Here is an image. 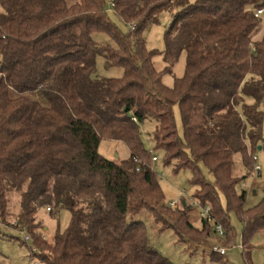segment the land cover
<instances>
[{
    "label": "trees",
    "instance_id": "16d2710c",
    "mask_svg": "<svg viewBox=\"0 0 264 264\" xmlns=\"http://www.w3.org/2000/svg\"><path fill=\"white\" fill-rule=\"evenodd\" d=\"M110 2L0 0V228L28 234L24 243L40 264H172L150 245L144 224L129 219L146 209L192 245L221 224L228 245L235 213L244 223L243 257L252 264V240L264 232V195L249 207L238 189L260 173L253 155L264 143V35L257 40L263 20L255 13L264 0ZM108 6L129 33L111 20ZM163 14L168 72L186 54L185 74L173 87L163 83L145 39ZM98 57L122 67L123 76L99 77ZM147 122L155 125L154 150L164 152V164L192 173L199 207L163 204L142 140ZM103 140L125 143L129 157H104ZM206 207L210 218L200 217ZM41 209L71 214L52 241L41 236ZM210 258L226 264L221 255Z\"/></svg>",
    "mask_w": 264,
    "mask_h": 264
},
{
    "label": "rangeland",
    "instance_id": "374dc122",
    "mask_svg": "<svg viewBox=\"0 0 264 264\" xmlns=\"http://www.w3.org/2000/svg\"><path fill=\"white\" fill-rule=\"evenodd\" d=\"M110 5V0H106ZM108 15L111 20L117 24V26L124 32L129 33L128 28L113 12L112 8L108 6ZM2 9L0 7V13ZM169 24V17L163 14L160 19V23L155 25L145 36L147 49L149 51H156L157 54L154 57V65L158 72L161 73L163 83L168 87H173L175 80L180 79L185 74L186 69V54L185 52L179 57L178 61L171 67V71L168 72V64L164 59L165 52V32ZM264 35V23L261 26V31L257 36V40H260ZM95 41L103 44L114 43L105 34H95ZM124 74L122 67H107L102 57L97 58V75L103 78H121ZM251 102V101H249ZM264 112V103L262 105ZM175 121L179 136L183 138L184 129L180 109L178 105L174 106ZM155 125L147 122L141 127L142 140L145 148L149 154L156 160H151V169L155 173L157 180L159 181L164 193L165 205H171V203H183L187 204L194 202V195L196 193V187L192 185V173L188 169H177L176 164L165 165L164 164V152L154 150L153 132ZM263 137H264V125H263ZM99 152L104 157L110 160L122 161L129 157V151L125 143L112 142L109 140H103L99 147ZM255 165L261 168L260 173L253 172L247 177L238 189L241 193L245 191L247 193V205L249 207L257 205L264 195V143H261L255 151ZM241 162L237 160L238 174H244L243 169L240 167ZM203 168L204 176L207 180L213 182V176L208 173L206 168ZM241 168V171H239ZM224 198L222 202L225 205ZM18 203V198L13 197L12 205L14 208ZM198 210V209H197ZM18 211V206H17ZM199 212V211H198ZM231 224L233 227V242L225 244L227 242V236H220L215 232L213 237L200 245H192L190 243H181L176 237L172 229H162L159 224L156 223L155 218L148 210H142L133 219H129L128 223L142 222L146 228L147 237L150 245L157 251H159L164 257H166L172 264H217L211 260V248L221 247L226 249V254L223 256L226 264H246L243 257L242 250V232L244 229V223L238 218L235 213H231ZM37 219L42 223L43 229L41 236L43 239L52 241L57 231H65L71 222V214L66 210L55 209L54 213H49L46 209H41L37 214ZM30 243L25 244L23 236L20 232L12 229L2 227L0 228V264H30L36 259L31 255L29 250ZM251 262L252 264H264V232L258 233L251 243ZM42 264V263H41Z\"/></svg>",
    "mask_w": 264,
    "mask_h": 264
},
{
    "label": "built area",
    "instance_id": "2783aa9c",
    "mask_svg": "<svg viewBox=\"0 0 264 264\" xmlns=\"http://www.w3.org/2000/svg\"><path fill=\"white\" fill-rule=\"evenodd\" d=\"M255 17L262 19L263 23H264V7L260 8V9H258L256 11ZM154 160H156V159L154 158ZM256 171L260 172L261 168L259 166H257L256 167ZM192 204L195 207H199V204L196 201H194ZM178 206H179V203H177V202L171 203L172 209H176ZM200 217H202V218H210V208L209 207L201 208ZM216 233H218L220 236H225V231H224V229H223L221 224H217L216 225ZM22 235L24 237V241H26V242L30 241V236L28 234H26L25 232H22ZM211 252L215 253V254H218V255H221V256H225L226 249L225 248H221V247H212L211 248ZM30 264H40V263L38 261H33Z\"/></svg>",
    "mask_w": 264,
    "mask_h": 264
}]
</instances>
